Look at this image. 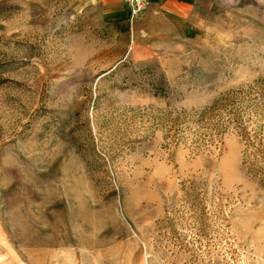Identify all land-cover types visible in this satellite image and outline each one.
<instances>
[{
	"label": "rangeland",
	"instance_id": "obj_1",
	"mask_svg": "<svg viewBox=\"0 0 264 264\" xmlns=\"http://www.w3.org/2000/svg\"><path fill=\"white\" fill-rule=\"evenodd\" d=\"M0 264H264V0H0Z\"/></svg>",
	"mask_w": 264,
	"mask_h": 264
},
{
	"label": "built area",
	"instance_id": "obj_2",
	"mask_svg": "<svg viewBox=\"0 0 264 264\" xmlns=\"http://www.w3.org/2000/svg\"><path fill=\"white\" fill-rule=\"evenodd\" d=\"M147 0H128L132 16L137 15L146 7Z\"/></svg>",
	"mask_w": 264,
	"mask_h": 264
},
{
	"label": "crops",
	"instance_id": "obj_3",
	"mask_svg": "<svg viewBox=\"0 0 264 264\" xmlns=\"http://www.w3.org/2000/svg\"><path fill=\"white\" fill-rule=\"evenodd\" d=\"M102 1L107 2L109 4H115V3L123 1V0H102Z\"/></svg>",
	"mask_w": 264,
	"mask_h": 264
}]
</instances>
